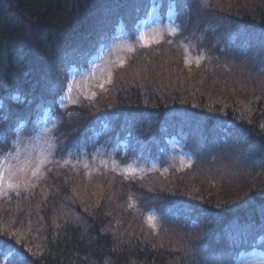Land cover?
<instances>
[{
	"label": "trees",
	"instance_id": "16d2710c",
	"mask_svg": "<svg viewBox=\"0 0 264 264\" xmlns=\"http://www.w3.org/2000/svg\"><path fill=\"white\" fill-rule=\"evenodd\" d=\"M150 1L176 3V39L206 44L222 62L235 59V77L223 70L227 64L212 78L206 67L197 75L165 67L161 45L117 71L94 100L57 107L70 66L88 62L121 20L132 25ZM166 71L173 75L163 78ZM221 77L251 93L249 103L208 95ZM262 79L264 0H0V137L17 135L21 122L35 128L50 107L59 117L56 160L123 143V162L158 161L176 136L195 157L181 173L134 178L106 171L91 177L55 160L28 189L0 199V264L18 256L24 264H231L254 251L264 257ZM149 213L157 229L147 225ZM10 247L17 254L8 257Z\"/></svg>",
	"mask_w": 264,
	"mask_h": 264
},
{
	"label": "rangeland",
	"instance_id": "374dc122",
	"mask_svg": "<svg viewBox=\"0 0 264 264\" xmlns=\"http://www.w3.org/2000/svg\"><path fill=\"white\" fill-rule=\"evenodd\" d=\"M203 4V2H201ZM170 5L173 7L170 8ZM200 5V4H199ZM155 1H150L143 7L141 12H144V16L141 21L137 20L131 22L132 25L128 26L123 20L119 22L116 29L107 36L106 40L100 45L98 53L88 62L80 64H73L68 70L64 81L65 86L69 81V78L74 79L77 87L74 88L70 96L65 91V86L60 93V97L57 98L56 105L61 110H66L72 106L80 105L85 101L94 100L101 92H105L113 85L116 79V72L123 71L133 58L137 57L148 58V53H155L151 49L156 46L165 45L164 49H160L161 55L164 58L163 65L165 67H180L187 73L196 72L197 75L202 72V67L209 68L211 73L209 77L212 78L214 73L220 71L218 69L219 64L228 65L223 68L231 72V76L235 77V71L238 70L235 59L227 58L224 62L221 59H215L213 53H208L204 48L206 44L200 45L194 40L176 39L180 34V18L178 14V6L176 3L162 7ZM139 18V17H138ZM130 27H135V30L130 31ZM137 31L145 33L146 36L152 40L147 46L144 42L138 41L136 38ZM158 37V40L156 39ZM178 40V41H177ZM134 49V50H130ZM200 58V62L197 65L195 59ZM165 59L167 61H165ZM186 59H191L193 62L186 63ZM234 60V61H233ZM122 61V63H121ZM221 61V63H219ZM123 68V69H122ZM111 73V82L104 83L103 90L98 86L99 82L107 77L108 73ZM173 74L165 72L163 78H169ZM264 81V79H262ZM225 82L227 85H222ZM208 83V82H207ZM91 84V88L85 87L84 90H80L79 85ZM264 87V82L262 83ZM218 85V84H217ZM214 84L211 88L207 89L208 95L212 98L219 99L224 104L232 103L233 99H241L242 103H249L252 98L251 93L245 92L244 89H233V86L221 77L219 87ZM103 92V93H104ZM235 92V93H234ZM89 93H95L94 96H90ZM64 99H61V96ZM215 96V97H214ZM227 105H221L222 108ZM59 117L55 114V109L47 107L44 112L41 113L38 125L35 128H26L24 124L17 125L19 130L17 135L8 131V136L3 137L6 142H1L2 148H0V154L8 152L12 149L13 143H20L27 146L26 156L32 159V163L28 166V169L19 173L18 181L20 184L19 192L24 189H28L33 183L31 177V170L34 167L35 159L38 155L50 156L51 163L55 162L54 159L56 145L54 139L55 128L58 124ZM35 124V123H34ZM185 137V136H183ZM30 140V144H29ZM169 146L165 151L161 160L158 161H138L133 160L130 162H123V158L127 155L125 145L122 143L121 147L106 150L104 147H97L93 150H86L82 148L81 151L72 150L58 161L61 166H70L73 169H82L88 176L102 175L104 171L108 173L118 174L124 178H134L144 176L145 174L160 172L167 174L172 170L183 172L190 169L194 164V155L185 146L184 141L176 136L169 140ZM4 147V148H3ZM4 149V150H3ZM118 153L121 157H118ZM36 154V155H33ZM51 163L46 165L49 166ZM89 165L88 168L84 167V164ZM46 167L43 170H46ZM131 169L134 171L133 175L125 173V169ZM26 186V187H25ZM34 188V186L32 187ZM13 192H6L0 199L8 197ZM151 216L154 218L155 229L159 226V221L154 213H149L146 217ZM231 264H264V258L260 253H250L244 255Z\"/></svg>",
	"mask_w": 264,
	"mask_h": 264
},
{
	"label": "snow or ice",
	"instance_id": "6c2138e0",
	"mask_svg": "<svg viewBox=\"0 0 264 264\" xmlns=\"http://www.w3.org/2000/svg\"><path fill=\"white\" fill-rule=\"evenodd\" d=\"M173 7V5H170V8ZM136 38L138 41L144 42V45L147 46L152 42L145 33L137 31ZM158 40V37L156 38ZM134 50V49H130ZM193 62L191 59H186V63ZM200 62V58L195 59V63L197 65ZM122 63V61H121ZM111 82V73L109 72L107 74V77L103 80H101L98 84V86L103 90L104 83H110ZM76 82L74 79L69 78L68 83L65 86L66 93L70 96L72 90L76 88ZM85 87L91 88V84L79 85L80 90H84ZM90 96H94L95 93H89ZM14 99L18 100V97H14ZM61 99H64V96H61ZM22 126V122H21ZM0 142H6V139L3 137H0ZM30 144V140H29ZM27 152V146L20 143H13L12 149H10L8 152L0 154V197L4 196L6 192H13L17 195H19V181H18V175L21 172H24L28 169V166L32 163V159L26 156ZM36 155V154H33ZM48 163H51L50 156L45 155H38L34 162V167L31 170V177L33 180H38L43 176V170L46 167ZM85 168H88L89 165L87 163L84 164ZM125 173L129 175H133L134 171L131 169L126 168ZM26 187V186H25ZM147 222L149 223L150 227L155 228L154 218L149 216L147 218ZM260 240L264 242V237H261ZM6 241L0 240V251H3L4 244ZM16 250L12 249L11 247L7 250L6 255L8 257H11L13 255H16ZM13 264H24V260L17 257L16 261L13 262Z\"/></svg>",
	"mask_w": 264,
	"mask_h": 264
}]
</instances>
